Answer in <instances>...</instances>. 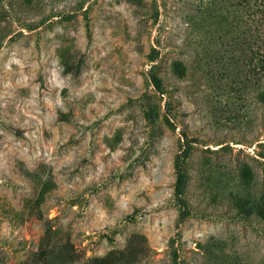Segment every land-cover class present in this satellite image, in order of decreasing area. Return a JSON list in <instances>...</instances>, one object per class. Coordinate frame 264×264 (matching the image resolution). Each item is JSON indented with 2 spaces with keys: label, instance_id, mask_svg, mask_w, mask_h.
Wrapping results in <instances>:
<instances>
[{
  "label": "rangeland",
  "instance_id": "1",
  "mask_svg": "<svg viewBox=\"0 0 264 264\" xmlns=\"http://www.w3.org/2000/svg\"><path fill=\"white\" fill-rule=\"evenodd\" d=\"M0 264H264L262 0H0Z\"/></svg>",
  "mask_w": 264,
  "mask_h": 264
},
{
  "label": "trees",
  "instance_id": "2",
  "mask_svg": "<svg viewBox=\"0 0 264 264\" xmlns=\"http://www.w3.org/2000/svg\"><path fill=\"white\" fill-rule=\"evenodd\" d=\"M245 2H247V0H243ZM261 1V0H260ZM262 4H263V7H264V0H262ZM179 179V178H178Z\"/></svg>",
  "mask_w": 264,
  "mask_h": 264
}]
</instances>
